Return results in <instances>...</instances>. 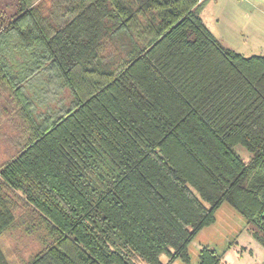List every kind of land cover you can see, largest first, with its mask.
<instances>
[{"label":"trees","instance_id":"trees-1","mask_svg":"<svg viewBox=\"0 0 264 264\" xmlns=\"http://www.w3.org/2000/svg\"><path fill=\"white\" fill-rule=\"evenodd\" d=\"M208 1L0 0V238L18 264L188 263L225 203L264 248V56L224 45Z\"/></svg>","mask_w":264,"mask_h":264},{"label":"rangeland","instance_id":"rangeland-1","mask_svg":"<svg viewBox=\"0 0 264 264\" xmlns=\"http://www.w3.org/2000/svg\"><path fill=\"white\" fill-rule=\"evenodd\" d=\"M209 0L202 16L213 34L232 48L247 57L264 56V13L251 0ZM227 8L228 13H224ZM5 139L0 137V149ZM237 153L248 161L250 153L242 146L236 147ZM216 222L203 229L189 245L190 262L181 258L171 264H200V250L204 246L214 248L223 256L227 264H264V248L254 240L247 230V222L228 204H223L216 214ZM0 245L10 264H18L15 245L9 239L0 238ZM242 247L253 251L242 252ZM164 264L169 257L162 256ZM136 264H147L135 258Z\"/></svg>","mask_w":264,"mask_h":264},{"label":"crops","instance_id":"crops-1","mask_svg":"<svg viewBox=\"0 0 264 264\" xmlns=\"http://www.w3.org/2000/svg\"><path fill=\"white\" fill-rule=\"evenodd\" d=\"M239 1V0H238ZM237 1V2H238ZM254 4L258 5V11L264 13V0H251ZM224 13H228L227 8ZM219 39V38H218ZM221 40V39H220ZM222 41V40H221ZM223 42V41H222ZM224 44V43H223Z\"/></svg>","mask_w":264,"mask_h":264}]
</instances>
